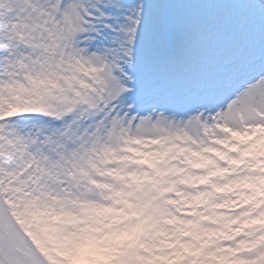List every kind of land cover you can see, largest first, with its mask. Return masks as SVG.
<instances>
[{
  "label": "snow or ice",
  "instance_id": "snow-or-ice-1",
  "mask_svg": "<svg viewBox=\"0 0 264 264\" xmlns=\"http://www.w3.org/2000/svg\"><path fill=\"white\" fill-rule=\"evenodd\" d=\"M0 264H264V0H0Z\"/></svg>",
  "mask_w": 264,
  "mask_h": 264
}]
</instances>
